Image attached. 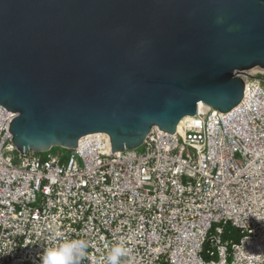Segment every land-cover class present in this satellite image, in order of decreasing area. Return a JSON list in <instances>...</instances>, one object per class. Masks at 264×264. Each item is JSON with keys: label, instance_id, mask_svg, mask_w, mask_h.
<instances>
[{"label": "water", "instance_id": "obj_1", "mask_svg": "<svg viewBox=\"0 0 264 264\" xmlns=\"http://www.w3.org/2000/svg\"><path fill=\"white\" fill-rule=\"evenodd\" d=\"M264 71V0H0V105L22 154L103 157L141 148L153 128L184 146L201 102L226 115Z\"/></svg>", "mask_w": 264, "mask_h": 264}, {"label": "built area", "instance_id": "obj_2", "mask_svg": "<svg viewBox=\"0 0 264 264\" xmlns=\"http://www.w3.org/2000/svg\"><path fill=\"white\" fill-rule=\"evenodd\" d=\"M244 80L243 105L186 119L184 146L155 127L142 151L109 158L101 138L22 154L0 105V264H40L69 238L89 242L81 264H106L117 244L133 264H264V74Z\"/></svg>", "mask_w": 264, "mask_h": 264}, {"label": "clouds", "instance_id": "obj_3", "mask_svg": "<svg viewBox=\"0 0 264 264\" xmlns=\"http://www.w3.org/2000/svg\"><path fill=\"white\" fill-rule=\"evenodd\" d=\"M89 242L84 239H63L56 245L45 249L41 254L40 264H81L88 257ZM133 264L131 249L114 245L105 257L106 264Z\"/></svg>", "mask_w": 264, "mask_h": 264}, {"label": "rangeland", "instance_id": "obj_4", "mask_svg": "<svg viewBox=\"0 0 264 264\" xmlns=\"http://www.w3.org/2000/svg\"><path fill=\"white\" fill-rule=\"evenodd\" d=\"M258 73L259 74L260 73L264 74V71L258 70L256 72H252L253 75H256ZM140 150L142 151L143 147H141ZM47 153H52V154H62L63 153L65 156H68L70 154V150H67V149H64V148H61V147H54L53 149H51V151H49Z\"/></svg>", "mask_w": 264, "mask_h": 264}, {"label": "trees", "instance_id": "obj_5", "mask_svg": "<svg viewBox=\"0 0 264 264\" xmlns=\"http://www.w3.org/2000/svg\"><path fill=\"white\" fill-rule=\"evenodd\" d=\"M227 238L239 239V233L230 225L225 226V239Z\"/></svg>", "mask_w": 264, "mask_h": 264}, {"label": "bare ground", "instance_id": "obj_6", "mask_svg": "<svg viewBox=\"0 0 264 264\" xmlns=\"http://www.w3.org/2000/svg\"><path fill=\"white\" fill-rule=\"evenodd\" d=\"M259 69H254V70H252V72H256V71H258ZM206 108H208V106L206 105V104H204L203 102H201L200 104H199V109L201 110V111H203L204 109H206ZM189 117H186L185 119H183V121L181 122V126H180V131H181V129H182V125H183V123L186 121V119H188Z\"/></svg>", "mask_w": 264, "mask_h": 264}]
</instances>
